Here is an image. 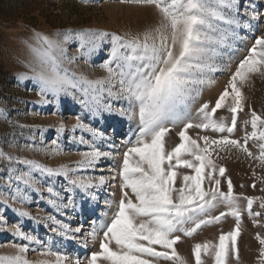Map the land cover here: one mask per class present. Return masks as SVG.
<instances>
[{
    "label": "snow or ice",
    "instance_id": "snow-or-ice-1",
    "mask_svg": "<svg viewBox=\"0 0 264 264\" xmlns=\"http://www.w3.org/2000/svg\"><path fill=\"white\" fill-rule=\"evenodd\" d=\"M121 2L154 7L159 20L154 27L136 35L92 30L75 33L79 41L78 51L85 63L100 50L102 42L110 43L108 57L101 65L105 76L93 79L68 67L78 59L69 56L63 47L72 38V33L64 34L63 41L37 33L36 40L40 46L29 45V48L39 62V70L33 68L31 77L25 73L18 77L21 82L26 79L37 81L41 94L51 92L57 98L61 94L71 96L93 119L107 114L120 116L129 122L136 121V130L128 138L132 146L124 152L119 172L122 197L111 222L97 224L94 221L87 233V237L95 241L98 233L103 232L100 251L92 252L87 264H159L161 260L187 264L175 247L181 240L177 233L191 237L202 226L219 223L225 215L235 218V228L222 233L218 243L205 241L195 244V264H203L202 254L210 252L214 255V264H228L230 256L238 260V238L242 232L238 200L241 197L234 194L230 179L227 191L221 190L219 177L225 176L226 169L215 162L213 154L236 149L253 157L247 146L251 139L259 141V156L253 158L264 164V117L252 111L250 121H245V124L250 123L253 131L245 133L243 142L230 138L237 126V113L244 110L242 88L252 75H264V36L255 39L250 54L238 64L215 106L210 108L208 103L202 104L197 109L199 122L184 124L178 133L180 142L170 151L166 148L165 138L170 131L168 123L175 125L189 118L190 103L199 94L200 86L212 82L207 74L221 70L217 60L223 55L222 49H232L242 39L240 30L251 31L253 22L261 19L260 13L254 6L242 5L241 0ZM229 98L230 103H227ZM224 107L232 113L230 125L224 122V118L219 121L214 118L217 110ZM192 128L211 129L229 135H222L219 139H211L207 135L193 138L188 134ZM55 130L59 137L66 131V125L61 123ZM67 131L72 133V142L87 149L79 152L80 159L74 166L53 168L0 150V160L10 165L7 183L9 188L15 185L11 192L13 200L29 202L28 193H41L39 185L42 184L43 191L48 194L46 203L60 215L76 208L74 196L78 192L95 199L92 190L105 185L108 178L82 173L95 169L102 159L113 157L111 151H102L99 147V142L108 138L80 116ZM77 132L80 133L78 136ZM52 143L56 147L50 155L61 154L62 147L57 140ZM107 146L113 147L111 144ZM29 148L41 150L34 145ZM180 168L191 169L194 174L182 175L177 186ZM54 179H63L66 186L58 189ZM205 181L208 187H205ZM128 189L131 194L126 191ZM244 199L247 200L250 217L261 215L252 211L255 198ZM4 204L8 206L7 200ZM106 204L111 207V202L106 201ZM221 204L228 212L210 215ZM260 206L264 208V202ZM14 211L21 217L31 218L27 211ZM43 219L45 226L50 224L51 231L65 239H76V233L81 232L80 227L72 228L56 215L48 214ZM253 223L255 225L258 221L254 219ZM12 235L27 243H13L15 254H0V264H33L27 259L29 251H36L30 247L32 244L41 245L42 255L55 257L54 261L41 260L35 264H68L69 257L53 251L36 236L24 232L19 225ZM257 239L264 246V238L257 234ZM113 244L114 248L110 246ZM260 254L264 257V247ZM74 264H81L79 257Z\"/></svg>",
    "mask_w": 264,
    "mask_h": 264
},
{
    "label": "rangeland",
    "instance_id": "rangeland-1",
    "mask_svg": "<svg viewBox=\"0 0 264 264\" xmlns=\"http://www.w3.org/2000/svg\"><path fill=\"white\" fill-rule=\"evenodd\" d=\"M244 6H254L260 13L261 19L253 22L254 28L251 31L240 30L241 40L237 41L232 49H222L223 55L217 60L221 70L208 73L211 83L200 86L199 94L190 103L189 118L175 125L168 123L169 133L166 136V148L171 150L179 142L178 133L183 129L184 124L198 123L197 109L204 103L210 108L228 86L231 75L237 70L238 64L247 57L249 50L253 47L257 37L264 36V0H241ZM159 20V14L154 7L141 6L133 3H122L121 0H0V150L14 157L27 158L39 161L49 167L60 165L74 166L80 159L79 152L87 150L83 145L71 141V135L67 128L76 123V117L80 116L90 126L102 131L108 138L107 141H100L99 147L102 151H111L113 157L102 159L95 169H89L82 173L85 176L108 178V182L98 189H93L95 196H85L83 193H76L74 196L76 208L66 210L63 215L55 211L46 203L47 192L43 191L44 185H39L42 192H29V202L21 203L11 198L12 188H9L7 180L10 165L7 161L0 160V254H15L13 243H27L20 241L12 235L17 225L40 241L69 257L68 264H74L79 257L81 264H87V259L92 252L100 251V240L103 232H99L95 241L87 237L93 222L97 224L111 222L113 213L122 197L121 170L124 152L131 147L129 136L136 130V121L129 122L117 115L104 114L103 118L93 119L84 112L81 106L71 97L61 94L59 98L51 92L41 94L40 84L32 79L21 82L18 77L25 73L33 76V68L39 70V62L29 48V45L39 47L36 34L40 33L50 39L63 41L64 34L72 33L73 36L63 47L66 48L69 56H76L78 59L68 67L77 73L83 72L89 78L103 77L106 75L101 65L107 59L110 43L102 42L100 50L94 53L89 62L85 63L78 51L79 41L75 33L92 30L94 32H108L123 34L129 32L133 35L142 34L146 28L154 27ZM230 91V89H229ZM245 96L244 110L237 113V126L230 138L243 142L245 133L253 131L250 121L251 112L255 111L264 117V75L254 74L242 88ZM44 101H47L46 103ZM230 103V98L227 101ZM231 116L227 107L218 109L214 118L219 121L231 124ZM66 125V131L58 137L56 128L61 124ZM80 133L77 132L78 136ZM188 134L193 138L207 135L211 139H219L228 133L213 132L211 129L192 128ZM134 139V136L132 137ZM57 140L62 147L59 155H50L53 148L52 143ZM199 143L203 145V141ZM259 141L249 140L248 148L253 157L259 156ZM113 147L109 148L107 145ZM34 145L41 149L32 151L29 146ZM249 157L246 153L236 149L230 152H219L213 154L215 162L226 169L225 176L221 180V190L227 191L228 180L233 185L234 194L241 197L238 204L241 209L242 232L238 238L239 259L230 256L228 264H264V257L261 256L262 246L258 239L264 238V164L259 160ZM20 167V166H17ZM177 186L181 183L182 175L194 174L191 169L180 168L178 170ZM218 175V173H217ZM113 177H115L113 179ZM58 189L66 186L63 179L53 181ZM254 185V186H253ZM205 181V187H208ZM23 187V185H21ZM129 191L130 189L126 190ZM131 194V193H130ZM244 197L255 198L253 212L261 215L250 217L247 211V200ZM134 199V197H133ZM7 200L8 206L4 204ZM111 202V207L106 204ZM27 211L31 218L21 217L17 211ZM221 212L227 213L224 205H219L210 213L218 216ZM48 214L57 216L71 225L72 228L80 227L81 232L76 233V239H65L51 231V225L45 226L43 219ZM258 221L254 225L253 220ZM235 218L225 215L219 223L202 226L191 237L181 233V240L175 245L177 252L187 264H195L193 254L194 245L211 241L218 243L222 233H228L235 228ZM191 227V225H189ZM86 245V246H85ZM115 247V245H110ZM31 248L36 251H29L27 259L35 262L41 260L54 261L55 257L41 254V245L32 244ZM161 250L159 246H155ZM203 264H214V255L202 254ZM159 264H172L171 261H159Z\"/></svg>",
    "mask_w": 264,
    "mask_h": 264
},
{
    "label": "trees",
    "instance_id": "trees-1",
    "mask_svg": "<svg viewBox=\"0 0 264 264\" xmlns=\"http://www.w3.org/2000/svg\"><path fill=\"white\" fill-rule=\"evenodd\" d=\"M3 68L0 69V71L2 72ZM4 71V70H3Z\"/></svg>",
    "mask_w": 264,
    "mask_h": 264
}]
</instances>
